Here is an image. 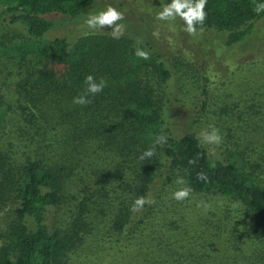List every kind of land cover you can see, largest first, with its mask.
<instances>
[{
    "label": "trees",
    "instance_id": "1",
    "mask_svg": "<svg viewBox=\"0 0 264 264\" xmlns=\"http://www.w3.org/2000/svg\"><path fill=\"white\" fill-rule=\"evenodd\" d=\"M260 2L208 0L198 44H250ZM0 5V264H264V92L231 84L213 96L211 61L195 49L198 74L191 56L139 32L42 39L54 15L79 21L94 0ZM89 74L107 86L75 105ZM209 125L219 148L198 142ZM178 176L194 189L183 202L171 198ZM140 196L156 203L132 213Z\"/></svg>",
    "mask_w": 264,
    "mask_h": 264
},
{
    "label": "rangeland",
    "instance_id": "2",
    "mask_svg": "<svg viewBox=\"0 0 264 264\" xmlns=\"http://www.w3.org/2000/svg\"><path fill=\"white\" fill-rule=\"evenodd\" d=\"M108 5L125 13V19L121 21L126 25L125 34L135 35L139 32L146 35V38L158 43L161 51L169 57L191 56V60L199 69L196 71L198 74L201 73L205 64H201L204 60L196 56L193 51L197 50V53L202 54L207 62L211 61L212 65L208 68V75L210 76L209 85L214 88L213 96L222 89H228L231 84H237L239 91L242 90L240 86L247 87V97L250 96V98L256 97V93L264 92L263 20L257 23V31L252 34L255 36L252 37L250 44L244 46L236 44L231 47L210 44V47H205L198 44L199 35L192 37L183 31L184 26L181 20L177 19L175 22L168 23L156 19V14L162 10L163 4H160V0H94V5L83 11L79 21L62 23L61 20L65 16L54 15L53 17L58 19L56 25L48 30L42 39L49 41L56 37H66L72 41L79 35L90 31L85 24L88 16L104 10ZM1 10L0 5V12ZM109 31L111 29L105 28L102 32L108 33ZM154 32H158L159 35L154 36ZM210 52L212 55L208 56ZM246 80L250 83L248 86L245 83ZM178 124L181 123L178 122Z\"/></svg>",
    "mask_w": 264,
    "mask_h": 264
},
{
    "label": "clouds",
    "instance_id": "3",
    "mask_svg": "<svg viewBox=\"0 0 264 264\" xmlns=\"http://www.w3.org/2000/svg\"><path fill=\"white\" fill-rule=\"evenodd\" d=\"M208 0H170L169 3L162 5V10L156 14V19L158 21L172 23L177 19L183 21L184 27L183 31L189 36L196 37L202 35L204 32V25L208 17L206 11ZM253 11L259 15L264 12V2L256 3L253 7ZM125 19V13L118 10L112 5L106 6L104 10H101L95 14H90L85 20L87 28L92 32H102L105 28L111 29L109 35L116 40L121 39L125 35L126 25L121 23ZM154 36H158V32L153 33ZM142 43V41H138ZM135 56L142 60H150L151 53L149 50L137 47L134 52ZM85 90L83 94L78 95L73 98V104L80 106H87L92 102L90 97H95L96 95L103 92L104 88L107 86L106 81L100 78L99 81L89 74L84 79ZM210 130H202L198 134V142L201 145H214L216 148L223 143V136L220 130L215 127V125H209ZM168 137L167 133H163L157 136L153 142V145L145 149L139 159L145 160L153 157L156 153V146H163L167 144ZM215 150V149H213ZM199 159V154L189 160L190 164L195 165ZM197 179L207 180V175L205 172L201 171L197 173ZM175 183L180 185L177 190L172 192L171 198L177 202H183L189 200L192 196L194 189L187 184L184 177L178 176ZM156 201L150 196H140L137 197L130 208L132 213H140L144 210L145 206H151L155 204ZM198 207H203L205 210L209 208V205L201 201ZM243 228V226H241Z\"/></svg>",
    "mask_w": 264,
    "mask_h": 264
}]
</instances>
